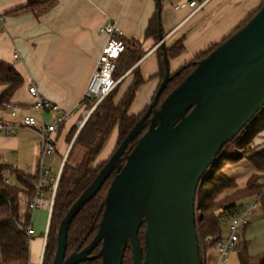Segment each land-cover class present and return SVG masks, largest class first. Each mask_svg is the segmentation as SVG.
Segmentation results:
<instances>
[{
  "label": "water",
  "instance_id": "95a60500",
  "mask_svg": "<svg viewBox=\"0 0 264 264\" xmlns=\"http://www.w3.org/2000/svg\"><path fill=\"white\" fill-rule=\"evenodd\" d=\"M158 44L163 77L146 111L60 220L51 264H79L95 257L101 264H122L127 245L132 264H202L195 229L198 185L224 145L264 106V1L159 104L172 79L160 24ZM146 122L147 129L125 155ZM122 161L100 206L96 234L82 250L66 256L70 223ZM142 224L143 245L138 238ZM97 246L98 253L91 256Z\"/></svg>",
  "mask_w": 264,
  "mask_h": 264
},
{
  "label": "crops",
  "instance_id": "0c3cea01",
  "mask_svg": "<svg viewBox=\"0 0 264 264\" xmlns=\"http://www.w3.org/2000/svg\"><path fill=\"white\" fill-rule=\"evenodd\" d=\"M191 1L201 6L197 9L189 7L188 3ZM261 1L160 0V27L165 47L179 38H182L184 45L183 52L169 60L170 71L191 60L209 45L227 37L260 5ZM25 3L26 0H0L2 17L0 60L12 64L23 79L22 85L15 91L10 101L19 106L23 114L45 121L53 118L55 112L51 107L54 105L59 107L60 113L71 112V116L54 135V151L60 155L55 174L49 166L54 161L48 159L54 151L49 155H42L36 127L20 126L9 135L0 133V164L13 166L28 174H37L39 161L42 160L48 173L53 177L61 171L74 139L73 137L69 143L67 142L71 126L85 116L82 100L97 59L108 40L107 35L99 31L106 20H115L123 31V38L138 41L143 51V56L134 66L138 65L145 82L137 89L129 112L138 114L150 102L159 84V76L156 75L158 72L156 48L159 44L151 37L144 38V31L155 12L156 2L154 0H49L46 10L37 14L8 13ZM14 54H17L18 58L14 59ZM127 73L122 77L127 76ZM30 86L36 87V96L29 93ZM38 99L48 103L49 107H43L42 110L34 108L33 105ZM0 118L10 121L4 110L0 111ZM256 139L260 146L264 147V130ZM114 143L115 136L112 135L108 152ZM35 211L41 212L40 209ZM46 218L44 236L33 237V242L34 240L36 242L33 243L32 252L31 241L29 243L30 264L41 263L49 221L47 213ZM245 227L240 235V240L243 241ZM33 230L35 235L36 229ZM262 251H264V243L254 251L248 248V253L251 255ZM207 253L211 258L209 261L213 262L215 258L213 250Z\"/></svg>",
  "mask_w": 264,
  "mask_h": 264
},
{
  "label": "trees",
  "instance_id": "16d2710c",
  "mask_svg": "<svg viewBox=\"0 0 264 264\" xmlns=\"http://www.w3.org/2000/svg\"><path fill=\"white\" fill-rule=\"evenodd\" d=\"M154 1L156 2V9L148 21L144 38L151 37L158 41L161 5L160 0ZM263 1L227 37L209 45L191 60L186 61L174 71H170L172 79L166 84L159 97L158 104L195 68L198 61L243 27L260 9ZM47 3L48 1H28L8 11V13L32 12L37 14L46 10ZM121 40L125 49L116 59L113 77L120 79L128 72L127 76L122 77L114 89L95 106L74 136L67 158L61 167L54 194L41 264H51L52 262L60 220L91 183L129 130L146 111L149 104L138 114L129 112L137 89L145 82L138 65L134 66L143 56V51L138 41L127 40L123 37ZM165 50L168 61L180 55L184 50L182 38L165 47ZM156 57L158 62L156 75L159 76L160 83L164 72L160 46L156 48ZM22 83V76L15 67L6 61L0 60V111L4 109L6 103L11 102L12 95ZM82 103L85 111L91 108L93 104L88 100ZM147 127L148 122L143 125L139 134L129 143L125 155L131 152ZM263 130L264 106L232 141L224 145L216 161L198 185L194 205L195 229L199 258L202 264H205L206 260L203 250L211 244L205 240L206 237L209 236L215 240L221 235L220 217L242 203L244 199L248 200L264 189V147H257L255 143V139ZM111 134L115 136V143L108 155L102 158L100 152ZM72 135L70 129L67 135L68 143ZM75 146H81L83 154L78 163L72 164L69 162V157ZM240 160H245L252 171L247 177L245 185L242 188H237L235 180L225 175L222 172V167L226 162L235 163L240 162ZM123 165L124 161L116 165L101 189L81 208L70 223L67 232L66 256L74 251L82 250L93 239L101 218L102 210H100V206L103 205L111 178L116 169H120ZM36 183V174H28L13 166L0 164V264H30L29 243L31 237L27 234L26 228L31 224L32 211L28 207V202L35 194ZM49 188V185L46 186L45 191H49ZM263 200L264 195L261 202ZM262 204L264 208V201ZM21 219L23 220L21 221ZM143 234L144 224L141 225L138 231L141 245L143 244ZM41 236L43 237L44 234ZM99 248L100 246L94 248L90 255H96ZM235 251L237 252L238 264H264V251L254 255L249 254L243 240H239ZM79 264H101V259L95 257ZM122 264H132L131 251L128 245L125 248Z\"/></svg>",
  "mask_w": 264,
  "mask_h": 264
},
{
  "label": "built area",
  "instance_id": "2783aa9c",
  "mask_svg": "<svg viewBox=\"0 0 264 264\" xmlns=\"http://www.w3.org/2000/svg\"><path fill=\"white\" fill-rule=\"evenodd\" d=\"M28 1H49V0H26ZM189 7L199 8L201 4H197L195 1L188 3ZM2 17L0 16V23ZM99 31L107 35L108 40L100 53L93 74L88 82L86 91L82 102H93L92 107L84 112L85 116L81 121H78L80 126L83 124L85 118L95 108V106L105 98L116 86L121 79H115L113 73L115 70L116 59L120 53L125 49L124 43L121 40L124 37L123 31L117 22L113 19H108L103 23ZM13 58H18L17 54L13 55ZM28 91L31 95L36 96L37 90L35 86H30ZM34 108L41 109L43 107H49L48 103L38 99L34 105ZM51 109L55 112L52 119L45 121L43 119H37L36 117L23 114L21 108L12 102L4 105V111L7 113L9 122L5 118H0V133L9 135L13 133L20 126L36 127L40 137V147L42 155H49L55 150L54 135L58 128L67 121L71 116V112L60 113L59 107L54 105ZM6 122V124H4ZM79 126V127H80ZM37 175V183L35 185V194L28 202V207L31 211L41 209L46 211L47 215L51 214L53 207L54 194L56 191L60 172L55 176H50L47 168L44 166L42 160L39 161V170ZM7 182V180H6ZM46 186H50L47 191V197L43 196L42 188L43 183ZM264 195V189L261 193L256 194L238 204L231 211L226 212L220 217L221 224L227 225V235L223 238L222 233L219 238L213 240L211 237H206V241L211 243L210 250L214 252V261L209 264H223L227 261L230 253L234 251L239 243L242 229L249 224V217L259 207L262 196ZM23 219H21L22 221ZM27 234L31 237L34 234V230L31 224L26 228ZM209 249L207 251H210ZM41 264V263H40ZM205 264L208 261L205 260Z\"/></svg>",
  "mask_w": 264,
  "mask_h": 264
},
{
  "label": "rangeland",
  "instance_id": "374dc122",
  "mask_svg": "<svg viewBox=\"0 0 264 264\" xmlns=\"http://www.w3.org/2000/svg\"><path fill=\"white\" fill-rule=\"evenodd\" d=\"M82 119L83 118H80L79 121H81ZM79 126H80V124L78 122L71 126L70 129L72 130V133H73L71 139L75 136ZM112 135L113 134H111V136ZM111 136H109V137H111ZM255 143L257 144V147H259L261 145L258 143L257 139H255ZM109 145H110V138H108V140L106 141V143L104 144V146L100 152V154H102L101 155L102 158H105L108 155V153L110 152V151L109 152L107 151V148ZM82 154H83V148L81 146H75L70 157H69V162L72 164L78 163L81 159ZM48 159L50 161L51 160L54 161L53 163H50V165L47 163H46V165H49L52 173L55 174L57 172V167H58V162L60 160V155L57 151H54L53 154L48 156ZM46 161H47V159L45 160V162ZM251 171H252V168L247 166L245 160H240V162H235V163L226 162L222 167V172L225 175H227L230 178L235 180V182L237 184V188H242L245 185V181H246L247 177L251 174ZM43 184H44V187L41 190H42L43 196L47 197V192L45 191L46 183L44 182ZM245 200L246 199H244V201ZM263 201L262 202L260 201L259 207L249 217V225L245 227L244 237H242L245 241L246 246H247V250L249 248L250 251L257 250V248L261 247L262 244L264 243V208H263V204H262ZM34 211L31 212V221L30 222L32 224L33 229H36L35 230L36 234L31 236V243H30L31 252L34 250V249H32V247L34 245L33 243L36 242V240H34V242H33L32 238L35 236H41L43 234L44 229H45V224L47 221L45 211L43 212V210H41V209H40L41 212H36V211L34 212ZM32 218H34V219L32 220ZM221 233H222L223 238L227 235V233H228L227 225H225V224L221 225ZM210 248H211V244L206 246V248L203 250L204 257H205L206 261H208V264L210 263L209 260H211V258L208 257L209 254L207 253L208 252L207 250L208 249L210 250ZM41 263H42V261H41ZM225 264H238L235 250L230 253Z\"/></svg>",
  "mask_w": 264,
  "mask_h": 264
},
{
  "label": "bare ground",
  "instance_id": "6f19581e",
  "mask_svg": "<svg viewBox=\"0 0 264 264\" xmlns=\"http://www.w3.org/2000/svg\"><path fill=\"white\" fill-rule=\"evenodd\" d=\"M86 118H87V117H86ZM86 118H85V119H86ZM81 126H82V125H81ZM81 126H80V127H81ZM49 216H50V215H49Z\"/></svg>",
  "mask_w": 264,
  "mask_h": 264
},
{
  "label": "flooded vegetation",
  "instance_id": "af4514ba",
  "mask_svg": "<svg viewBox=\"0 0 264 264\" xmlns=\"http://www.w3.org/2000/svg\"><path fill=\"white\" fill-rule=\"evenodd\" d=\"M143 245V244H142Z\"/></svg>",
  "mask_w": 264,
  "mask_h": 264
}]
</instances>
